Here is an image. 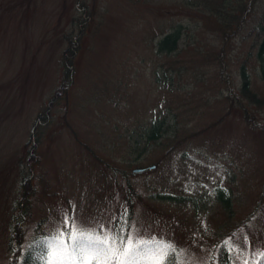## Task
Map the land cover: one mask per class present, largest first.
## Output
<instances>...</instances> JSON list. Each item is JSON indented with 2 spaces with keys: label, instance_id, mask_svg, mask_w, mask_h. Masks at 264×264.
<instances>
[{
  "label": "rangeland",
  "instance_id": "obj_1",
  "mask_svg": "<svg viewBox=\"0 0 264 264\" xmlns=\"http://www.w3.org/2000/svg\"><path fill=\"white\" fill-rule=\"evenodd\" d=\"M210 1L82 0L90 17L75 83L67 109L60 101L40 130L30 213L21 221L24 247L40 237L64 242L74 232L111 237L116 219L129 215L125 243L162 240L175 248L178 264H209L217 242L249 216L231 240L239 250L232 264L257 263L264 250V132L247 126L226 99L212 61L221 41L206 13ZM77 3L0 0V264H9L31 128L61 80ZM263 16L264 0H257L224 59L232 89L243 66L261 97L254 42ZM174 29L179 50L158 54V37ZM254 114L264 125V110ZM153 120H164L165 132L147 144Z\"/></svg>",
  "mask_w": 264,
  "mask_h": 264
},
{
  "label": "trees",
  "instance_id": "obj_2",
  "mask_svg": "<svg viewBox=\"0 0 264 264\" xmlns=\"http://www.w3.org/2000/svg\"><path fill=\"white\" fill-rule=\"evenodd\" d=\"M188 4H192L190 1ZM78 13L79 16L73 19L72 24L74 28H77V33L67 34L64 36L66 41V48L61 55V67L62 74L61 80L55 91V94L47 102L42 111L37 113L34 123L31 128L29 142L27 143L30 148L27 151L26 166L28 168L29 175L24 177L21 183V190L18 197L19 218L13 223L11 227V235L8 240L7 248L10 253L9 264H47V261L51 259V249L54 246L61 244L58 238H37L30 246L24 247V230L21 225V221L29 216L30 210V197L34 192V186L32 183V175L35 168L40 162L37 149L40 145L41 129H44L48 125L53 116V110L58 106L60 101H64V107L67 109V99L70 90L75 83L76 74V59L80 51V42L85 34V28L88 24L90 14L87 11L86 5L82 3V0H78ZM257 0H211L206 3V13L213 19L216 24L215 32L219 40L221 41V48L218 51L216 58L212 61H218L216 67L218 68L217 74L220 76L223 82H226V88L228 95L227 100L233 101L243 111V119L247 126L252 129H261L264 132V125L256 119L254 112L264 110V97L259 96L253 89L251 84V76L247 69L242 66L239 71V85L237 90H233L231 82L226 80L224 73L227 70V65L224 61L226 55V48L234 38L240 37L241 32L247 24V17L254 11H256ZM257 39L254 42L257 43L256 59L258 64V72L256 73L258 78L264 81V16L257 23ZM181 33L178 29H174L172 32H165L160 35L158 41L155 43V49L158 54L169 56L179 50ZM156 39V37H155ZM154 39V40H155ZM245 40V38H243ZM206 61V59H205ZM164 120H153L150 123L149 128L146 131L147 144L156 141L160 138L163 132H165ZM220 191L217 188V191ZM218 197L223 202L228 203V198H222L221 191ZM158 197L162 199H177L174 195L159 194ZM241 220L237 223L231 232L222 237L216 244L214 251L210 257L209 264H232L233 258L237 255L238 248L232 244V239L238 231L246 226V221ZM129 228V215L125 218L124 222L120 218H117L114 223V232L111 237H117L114 244L111 246L114 248H121L125 244L126 235ZM100 237L98 235L92 234ZM72 240L65 236L62 246L71 252ZM170 244L162 240H155L151 242H144L142 245L141 253L135 258L132 264H155V261L159 258L161 249L167 252V258L164 264H178V256L173 246L168 247ZM72 259L77 261V264H81L79 257L73 256ZM85 260L90 261L91 264H103L104 257L99 255L98 257L88 256ZM67 264V262H66ZM115 264V261L112 262ZM249 264V263H247ZM256 264H264V250L259 256Z\"/></svg>",
  "mask_w": 264,
  "mask_h": 264
},
{
  "label": "snow or ice",
  "instance_id": "obj_3",
  "mask_svg": "<svg viewBox=\"0 0 264 264\" xmlns=\"http://www.w3.org/2000/svg\"><path fill=\"white\" fill-rule=\"evenodd\" d=\"M70 239L72 240L71 252L64 248L61 244L52 247L50 255L51 259L47 264H74L73 256L79 257L81 264H91L90 261L85 260L88 256L103 255V264H132L135 258L141 253L143 241H138L133 244L130 240L123 244L121 248H114L111 245L115 243L117 237L100 238L91 233L74 232ZM168 247H171L170 245ZM167 258V252L161 249L159 258L155 264H164ZM98 264L100 262L98 261ZM174 264V262H171Z\"/></svg>",
  "mask_w": 264,
  "mask_h": 264
},
{
  "label": "water",
  "instance_id": "obj_4",
  "mask_svg": "<svg viewBox=\"0 0 264 264\" xmlns=\"http://www.w3.org/2000/svg\"><path fill=\"white\" fill-rule=\"evenodd\" d=\"M154 167H152V169H153ZM144 171V169H135L134 171H133V173H141V172H143Z\"/></svg>",
  "mask_w": 264,
  "mask_h": 264
}]
</instances>
